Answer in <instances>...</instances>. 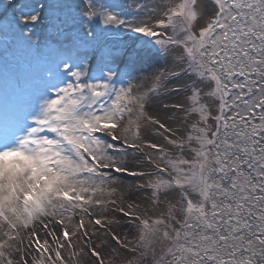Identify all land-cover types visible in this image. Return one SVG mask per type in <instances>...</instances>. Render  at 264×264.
<instances>
[{"label": "snow or ice", "instance_id": "snow-or-ice-1", "mask_svg": "<svg viewBox=\"0 0 264 264\" xmlns=\"http://www.w3.org/2000/svg\"><path fill=\"white\" fill-rule=\"evenodd\" d=\"M0 32L43 66L8 79L0 264H264V0H0Z\"/></svg>", "mask_w": 264, "mask_h": 264}, {"label": "rangeland", "instance_id": "rangeland-1", "mask_svg": "<svg viewBox=\"0 0 264 264\" xmlns=\"http://www.w3.org/2000/svg\"><path fill=\"white\" fill-rule=\"evenodd\" d=\"M9 2L10 0H3L4 4ZM27 2L28 0H15L17 5ZM103 2H107V0H103ZM36 35H40L38 29ZM5 44L10 46L9 50L14 53L13 57L5 59L2 55ZM42 71L43 66L29 56L26 48L20 42L18 33L0 32V134H3L6 126L11 128L14 125L16 115V108L13 104L5 106V103L10 101L13 96V89L9 85L8 79L20 75L31 80Z\"/></svg>", "mask_w": 264, "mask_h": 264}]
</instances>
